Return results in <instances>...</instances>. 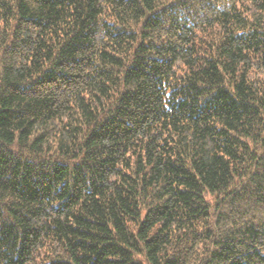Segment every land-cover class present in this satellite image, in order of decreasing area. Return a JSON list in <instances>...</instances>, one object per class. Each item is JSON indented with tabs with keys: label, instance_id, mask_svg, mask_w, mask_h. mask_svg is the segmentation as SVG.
Wrapping results in <instances>:
<instances>
[{
	"label": "trees",
	"instance_id": "trees-1",
	"mask_svg": "<svg viewBox=\"0 0 264 264\" xmlns=\"http://www.w3.org/2000/svg\"><path fill=\"white\" fill-rule=\"evenodd\" d=\"M0 264H264V0H0Z\"/></svg>",
	"mask_w": 264,
	"mask_h": 264
}]
</instances>
